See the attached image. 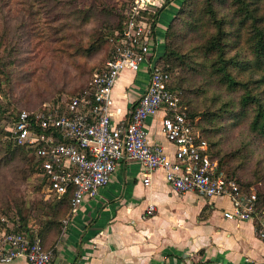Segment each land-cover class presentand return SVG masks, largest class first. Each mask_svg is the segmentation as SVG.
<instances>
[{"label": "rangeland", "instance_id": "rangeland-1", "mask_svg": "<svg viewBox=\"0 0 264 264\" xmlns=\"http://www.w3.org/2000/svg\"><path fill=\"white\" fill-rule=\"evenodd\" d=\"M159 1L151 6L156 10L163 7L158 17L145 13L143 20L155 26L158 56L166 45L160 65L169 68L175 89L191 115L199 119L225 174L252 188L264 203V143L251 129L253 112L238 113L240 91L228 90L221 83L211 67L215 56L202 50L214 30L204 16V0H188L185 6V0ZM124 2L128 6L125 0H0V232L18 229L23 222L17 214L20 211L28 225L37 226L47 219L42 200L54 201V195L30 170L31 154L26 162L5 165L8 120L21 109L64 108L90 89L94 74L108 59L110 28ZM260 4L264 9V0ZM231 6L229 0L215 3L217 14L228 21L226 27L232 19ZM195 20L196 26L191 25ZM234 28L236 42L231 34L226 57L251 58L247 25L236 23ZM94 42L99 49L93 52L90 46ZM230 71L244 81L258 78L250 65ZM219 203L228 200L224 197ZM68 217L67 213L59 216L58 231L51 230L50 238L61 237Z\"/></svg>", "mask_w": 264, "mask_h": 264}, {"label": "built area", "instance_id": "built-area-1", "mask_svg": "<svg viewBox=\"0 0 264 264\" xmlns=\"http://www.w3.org/2000/svg\"><path fill=\"white\" fill-rule=\"evenodd\" d=\"M124 27L110 37L111 53L103 69L94 74L90 89L72 98L64 108L43 111L23 109L8 127L13 141L31 150L38 176L54 196L70 193V215L83 201L97 196L122 161L135 162L144 185L160 170L176 192H194L208 198H227L226 219L250 220L264 241V205L251 188L242 190L236 179L225 174L170 89V75L158 60V37L152 24L143 20L155 0H125ZM155 10V11H154ZM146 66L144 90L132 104L128 119L112 121L111 90L124 69L138 72ZM161 112V130L172 147L150 142L147 121ZM150 205L146 213L151 214ZM67 219L63 221L64 225ZM23 258L26 264H52L54 253L34 233L0 232V264Z\"/></svg>", "mask_w": 264, "mask_h": 264}, {"label": "crops", "instance_id": "crops-1", "mask_svg": "<svg viewBox=\"0 0 264 264\" xmlns=\"http://www.w3.org/2000/svg\"><path fill=\"white\" fill-rule=\"evenodd\" d=\"M160 3L156 0L155 3ZM146 66L121 71L112 90V121L128 119L144 90ZM158 112L147 137L171 154ZM221 198L173 191L160 170L144 185L135 162L122 161L107 185L69 215L60 238L50 242L52 264H264V241L250 220L226 219ZM154 211L146 213L148 206ZM10 264H26L23 258Z\"/></svg>", "mask_w": 264, "mask_h": 264}, {"label": "trees", "instance_id": "trees-1", "mask_svg": "<svg viewBox=\"0 0 264 264\" xmlns=\"http://www.w3.org/2000/svg\"><path fill=\"white\" fill-rule=\"evenodd\" d=\"M169 0H166L168 2ZM188 0H185L183 6L187 3ZM190 1V0H189ZM218 0H204V16L208 18V27L214 29L213 32L209 35V37L204 41L202 45V50L206 55L215 56V61L211 64L213 67V71L216 75H218L221 83L225 85L228 90H239L240 91V98H239V107L240 110L238 113H242L245 115L247 112H253L252 120L250 122L251 129L259 133L264 143V9L261 7V0H229L230 4H232V11L231 16L232 19L229 22V25L226 27V23L228 21L224 18H220L219 14L215 9V3ZM222 1V0H219ZM123 10L127 8V4L124 2L122 3ZM126 5V6H125ZM183 6L181 7L183 9ZM163 7L158 8L155 12H144L142 16H146L145 13H151L149 17H154L155 19L158 17L159 13L162 11ZM180 9V12L182 11ZM123 10H119L118 20L116 23L112 24L113 26L110 28V33H113L117 29H121L124 27V21L126 15L124 14ZM179 12V13H180ZM178 14V13H177ZM197 20V19H196ZM195 22H191V25L196 26ZM236 23L242 25L243 27L247 25V31L249 33L248 39L250 42L251 48V55L252 57L246 60H236L233 56L226 57V47L230 45V36L232 34L233 41L236 42L237 32L234 28ZM154 24H152V29L154 30ZM169 28L172 29V24H170ZM165 49H166V45ZM90 48L94 51L99 49L97 43H93V46ZM165 49L162 52V55H165ZM91 50V51H92ZM111 53V47L108 52V57ZM160 57H159V64H160ZM240 61V62H239ZM245 63V64H244ZM249 66L252 69H255L258 72V78H248V80L244 81L237 78L234 75L230 68L235 66L242 67ZM162 68L166 70L170 75V89L177 92L180 102L183 107H185L188 117L193 122L194 126L197 127L200 131V135L203 139H205L208 144L209 141L205 135L203 128L199 125V119L194 118L191 115V112L186 103H184L183 99L181 98L179 92L175 89L174 86V79L169 71V68H166L165 65L162 63ZM77 97V96H76ZM43 109V108H42ZM34 110V111H43V110H50L51 108H45L43 110ZM23 109L19 110L14 116H11L8 121L12 123L18 116V114ZM249 110V111H248ZM32 111V110H29ZM4 135H6L9 139L6 141L5 149L8 152V159L5 162V165H10L11 163H15L19 161H28V155L31 154V150L25 146L17 145L13 139L11 138V134L8 130L4 131ZM210 145V144H209ZM212 156L218 162L219 167L220 163L218 158L213 153V150L210 146ZM33 158V156H31ZM30 170L38 176V169L36 168V164L34 163V158L31 162ZM26 174V172H21ZM40 182L42 186L45 188V183L42 178H40ZM239 184V183H238ZM242 190L248 191L249 188H246L241 183L239 184ZM51 194V193H50ZM70 193L64 194L60 197L54 196V201L46 200L41 202L43 207H45L46 213L45 217L46 220H42L39 224L36 225H28V219L23 217L22 212L20 211L17 213L19 218L23 220L22 224L18 226L17 231L25 232L29 234L31 237L34 236V233L39 238L41 244L46 249H51L54 253V250L50 247V242H54L57 238H50L48 233L51 230L58 231L59 223V216L70 215ZM261 205H264L263 202L259 199ZM43 208L41 207V211ZM46 242L44 243L43 240L46 238ZM49 237V238H48Z\"/></svg>", "mask_w": 264, "mask_h": 264}]
</instances>
